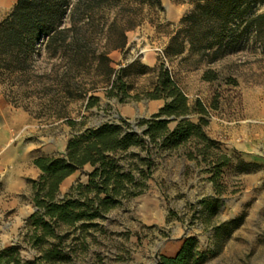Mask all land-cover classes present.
Instances as JSON below:
<instances>
[{"label":"rangeland","instance_id":"1","mask_svg":"<svg viewBox=\"0 0 264 264\" xmlns=\"http://www.w3.org/2000/svg\"><path fill=\"white\" fill-rule=\"evenodd\" d=\"M16 3L0 0V24ZM161 4L162 11L145 9L140 26L127 34L126 48L110 54L112 67L118 70L138 62L132 77L136 91L131 94L135 95L156 76L141 67L163 66L186 94L191 110L197 103L205 107L206 132L218 144L213 153L230 159L216 185L212 178L217 171L203 159L189 161L185 149L166 154L158 159L143 193L124 200L85 229L82 224L61 227L60 239L49 238L37 247L29 239L28 221L36 211L31 187L32 193L23 200L30 207L26 213L20 207L23 202L19 206L11 205L10 198L0 200V254L16 247L23 263L157 264L163 256L175 257L186 240L196 239L197 252L204 256L201 264H264V63L260 57L244 54L207 67L189 48L167 57L170 39L193 6L172 0H161ZM208 70L217 73L219 80L204 81ZM93 77H87V88L98 91L65 105H49L33 97L19 101L24 108L16 107L7 101V87L0 85V119L7 118L9 133L19 137L21 146L35 147V155L53 157L63 155L69 141L87 129L121 117L131 123L148 120L165 105L162 100L147 99L119 103L106 97L102 78ZM91 97L100 101L87 109ZM189 119L197 123L199 116ZM92 170L88 165L69 177L60 198L74 185H86ZM50 252L57 255L45 260Z\"/></svg>","mask_w":264,"mask_h":264},{"label":"trees","instance_id":"2","mask_svg":"<svg viewBox=\"0 0 264 264\" xmlns=\"http://www.w3.org/2000/svg\"><path fill=\"white\" fill-rule=\"evenodd\" d=\"M193 8L180 21L170 39L167 57L186 51L211 67L231 56L247 55L264 63V0H172ZM162 11L161 0H17L11 14L0 24V85L7 87V101L23 107L21 99L67 104L86 98L87 77L102 78L109 99L164 101L148 120L131 123L120 118L74 136L60 156L40 157L34 166L41 172L29 181L35 213L29 218V239L34 246L60 239L61 227L75 228L104 219L124 200L143 193L158 159L185 149L189 161L209 164L217 171L230 163L213 153L218 144L207 134V110L197 103L189 107L186 94L163 66L145 69L155 73L152 84L140 93L132 80L138 62L118 70L110 54L123 51L127 34L140 26L145 9ZM203 80L216 82L217 73L206 71ZM100 101L88 100L87 109ZM28 108L25 107V110ZM28 111V110H27ZM199 116L198 122L189 117ZM61 117V116H60ZM176 124L171 129L172 124ZM92 167L86 185H74L60 198L62 184L86 166ZM56 252L45 254L48 260ZM23 263L12 247L0 254V264ZM196 239H188L175 257H161L157 264H201Z\"/></svg>","mask_w":264,"mask_h":264},{"label":"crops","instance_id":"3","mask_svg":"<svg viewBox=\"0 0 264 264\" xmlns=\"http://www.w3.org/2000/svg\"><path fill=\"white\" fill-rule=\"evenodd\" d=\"M10 130L11 125L7 118L0 119V200L10 198L13 201L11 205L19 206L23 202L20 207L26 213L30 207L23 200L32 193L28 182L37 180L41 175L33 162L43 156L35 155V147L26 149L21 146L22 141L18 136H11ZM33 212L31 209L30 215Z\"/></svg>","mask_w":264,"mask_h":264},{"label":"bare ground","instance_id":"4","mask_svg":"<svg viewBox=\"0 0 264 264\" xmlns=\"http://www.w3.org/2000/svg\"><path fill=\"white\" fill-rule=\"evenodd\" d=\"M6 1V0H5Z\"/></svg>","mask_w":264,"mask_h":264}]
</instances>
